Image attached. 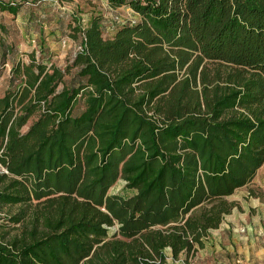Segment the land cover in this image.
Returning <instances> with one entry per match:
<instances>
[{
    "label": "trees",
    "instance_id": "1",
    "mask_svg": "<svg viewBox=\"0 0 264 264\" xmlns=\"http://www.w3.org/2000/svg\"><path fill=\"white\" fill-rule=\"evenodd\" d=\"M107 4L64 67L1 41L0 264H194L264 163V0Z\"/></svg>",
    "mask_w": 264,
    "mask_h": 264
},
{
    "label": "rangeland",
    "instance_id": "2",
    "mask_svg": "<svg viewBox=\"0 0 264 264\" xmlns=\"http://www.w3.org/2000/svg\"><path fill=\"white\" fill-rule=\"evenodd\" d=\"M12 1L18 4L16 14L0 10V49L2 40L14 45L17 41L22 51L44 42L51 51L49 60L62 67L76 47L68 37L67 24L71 18L86 23L92 14L100 13L113 24L135 18L126 6L110 9L107 0H0V3ZM10 66L7 60L6 64L0 61V94L7 85ZM124 184L119 178L108 192L125 194ZM227 199L233 203L231 212L220 228L211 232L194 264H264V167ZM169 264L183 263L169 260Z\"/></svg>",
    "mask_w": 264,
    "mask_h": 264
},
{
    "label": "crops",
    "instance_id": "3",
    "mask_svg": "<svg viewBox=\"0 0 264 264\" xmlns=\"http://www.w3.org/2000/svg\"><path fill=\"white\" fill-rule=\"evenodd\" d=\"M19 50L22 51V49L20 48V46H19ZM27 51H29V50H27ZM263 167H264V163H263V164L261 165V167L257 170V173H258L260 170H262ZM242 187H243V186H242ZM240 188H241V187H240ZM238 189H239V188H238ZM238 189H236V190H238ZM236 190H235V191H236ZM229 196H230V195H229ZM229 196H228V197H229ZM228 197H227V198H228ZM221 224H222V223H221ZM221 224H220V226H221ZM220 226H219L218 228H220ZM218 228H217V229H218ZM217 229H214V230H217ZM214 230H211V231H210V234H211V232L214 231ZM210 234H209V236H210ZM208 239H209V237H208ZM208 239H207V241L205 242V245H204L203 248L206 247V244H207V242H208ZM203 248H201V249H203ZM201 249H199L198 252L196 253V257H195V259L197 258V254L199 253V251H200ZM167 255H168V257H167V259H166L167 264H169V260L172 261V262H174V263L178 262V261H173V260L171 259V257H170V253H167Z\"/></svg>",
    "mask_w": 264,
    "mask_h": 264
}]
</instances>
